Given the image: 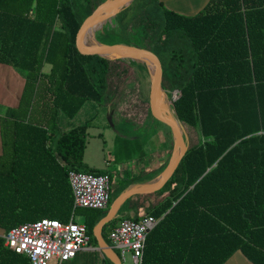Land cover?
<instances>
[{
  "label": "trees",
  "instance_id": "trees-1",
  "mask_svg": "<svg viewBox=\"0 0 264 264\" xmlns=\"http://www.w3.org/2000/svg\"><path fill=\"white\" fill-rule=\"evenodd\" d=\"M105 1L0 0V62L26 81L19 106L1 120L4 231L43 218L67 222L73 214L96 247L92 229L108 206L74 207L68 172H107L82 163L86 125L61 132L58 117L73 118L86 100L107 105L120 91L114 112L155 121L136 61L106 59L75 44L83 21ZM115 21L107 43L154 52L168 96L180 92L172 105L187 151L159 190L122 203L102 229L104 240L110 245L118 220L149 214L157 223L146 235L142 264H223L237 250L264 264V0H208L191 16L160 0H133ZM102 262L113 264L104 256ZM0 264L30 261L0 236Z\"/></svg>",
  "mask_w": 264,
  "mask_h": 264
},
{
  "label": "rangeland",
  "instance_id": "rangeland-1",
  "mask_svg": "<svg viewBox=\"0 0 264 264\" xmlns=\"http://www.w3.org/2000/svg\"><path fill=\"white\" fill-rule=\"evenodd\" d=\"M115 17L111 16L105 18V20L103 19L94 30L93 40L88 43L95 41L111 46V44L107 43L111 38L105 36V32L117 31ZM132 60L134 59H125L124 61L129 63ZM134 61L142 66L141 68L139 65L141 70L138 66L134 68L136 69L144 97L149 98L151 69L142 60ZM45 69H49V66L45 65ZM119 94L120 91L115 92L111 102L109 101L107 105L86 100L73 118H68L63 113L58 117L61 132H63L65 126L72 128L78 125H86L82 163L86 169L97 172L105 171L109 174L111 184L109 203L121 193L122 186L127 183V181H122L117 174L122 173L123 170L130 171L133 161L140 156V153L150 152V150L158 147H166L170 142L168 137L172 139L169 128L157 120H155L156 122L153 121L150 116L137 120L132 119L131 116L126 117L122 116L121 113L114 112L116 98ZM168 99L172 101V98L167 94L165 100ZM172 104L173 102L170 103V110L175 114ZM159 108L164 111L162 107ZM171 154H168L165 166H167ZM74 220L81 221L82 218L75 215ZM106 230L107 227H105L104 231ZM94 250L80 251L74 259L63 261L61 264H103L102 253L95 247ZM50 264H55L54 259L50 261ZM124 264H133L129 252L125 254Z\"/></svg>",
  "mask_w": 264,
  "mask_h": 264
},
{
  "label": "built area",
  "instance_id": "built-area-1",
  "mask_svg": "<svg viewBox=\"0 0 264 264\" xmlns=\"http://www.w3.org/2000/svg\"><path fill=\"white\" fill-rule=\"evenodd\" d=\"M68 181L73 196V206L77 208L106 209L110 198V176L70 170ZM157 220L145 214L139 219H120L108 234L110 246L118 251L124 264L129 252L133 264H142L143 250L148 232ZM4 245L18 254L26 256L30 264H56L73 259L78 252L94 250L90 245L83 222L73 217L67 222L43 218L25 222L1 234Z\"/></svg>",
  "mask_w": 264,
  "mask_h": 264
},
{
  "label": "water",
  "instance_id": "water-1",
  "mask_svg": "<svg viewBox=\"0 0 264 264\" xmlns=\"http://www.w3.org/2000/svg\"><path fill=\"white\" fill-rule=\"evenodd\" d=\"M133 0H106L98 9L92 12L81 24L75 38V44L78 49L92 52L98 56L106 59H134L142 60L151 69V85L149 94V108L152 117L169 128L172 134L173 150L171 158L165 169L149 183L141 187H129L124 189L117 197H115L108 205L105 215L94 225L92 235L96 239V249L102 253L104 257L109 259L113 264H122L119 256L115 253L112 247L104 240L102 236V229L105 224L109 223L116 215L121 204L129 197L140 193H152L159 190L166 181L172 176L184 154L187 151L186 137L181 123L178 124L168 115H164L157 108V99L161 91L166 90L161 84V61L159 57L149 49L139 48L133 45L116 44V45H103L101 43H88L81 40V34L86 27L92 26L96 23H101L105 18L116 16L120 11L128 7ZM108 5L113 6L112 10L103 13ZM167 95V92H166ZM180 96L179 91H173L170 95L172 101Z\"/></svg>",
  "mask_w": 264,
  "mask_h": 264
},
{
  "label": "crops",
  "instance_id": "crops-1",
  "mask_svg": "<svg viewBox=\"0 0 264 264\" xmlns=\"http://www.w3.org/2000/svg\"><path fill=\"white\" fill-rule=\"evenodd\" d=\"M160 1L166 8L185 16H191L196 14L197 12L202 10L208 2V0ZM25 83V78L13 66L4 62H0V156L3 152L1 120L3 119V117H5L6 110L16 109L19 106L25 88ZM70 129L71 128H69V126H65V128H63V132H66ZM169 153L170 152L167 146H163L162 148L158 147L154 150H150V152L140 153V156L138 158H135V160L133 161L130 171L123 170L122 173H119L117 175L121 177L119 178L122 181H127L133 179V177H136L141 171H146L147 175L143 180L138 182H132L126 188L141 187L149 183L152 179H154L165 169L166 158ZM71 217H73L74 219L75 215L72 214ZM3 232L4 230L0 228V236ZM223 264H251V262L241 253L240 250H237Z\"/></svg>",
  "mask_w": 264,
  "mask_h": 264
},
{
  "label": "bare ground",
  "instance_id": "bare-ground-1",
  "mask_svg": "<svg viewBox=\"0 0 264 264\" xmlns=\"http://www.w3.org/2000/svg\"><path fill=\"white\" fill-rule=\"evenodd\" d=\"M112 7L113 6L108 5L105 9H103V13H107V12L111 11L113 9ZM98 24L99 23H96V24H93L91 27L88 26L85 28L84 32H85V37H86L87 42L93 40V33H94L95 28H96V25H98ZM93 43H97V42L93 41ZM132 62L134 63V60H132ZM137 65L139 67L140 64H137ZM140 67L142 68L141 65H140ZM140 67H139V69L141 70ZM165 96L167 97L166 93L164 91H161L160 94L158 95V99H157V108L161 113H163L164 115L165 114L168 115L178 124V120L175 117V114L173 113V111L170 110V100L169 99L165 100ZM159 107H162L166 113L163 110H161Z\"/></svg>",
  "mask_w": 264,
  "mask_h": 264
}]
</instances>
